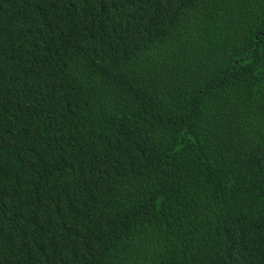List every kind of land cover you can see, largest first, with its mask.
<instances>
[{"label":"trees","instance_id":"16d2710c","mask_svg":"<svg viewBox=\"0 0 264 264\" xmlns=\"http://www.w3.org/2000/svg\"><path fill=\"white\" fill-rule=\"evenodd\" d=\"M0 264H264V0H0Z\"/></svg>","mask_w":264,"mask_h":264}]
</instances>
